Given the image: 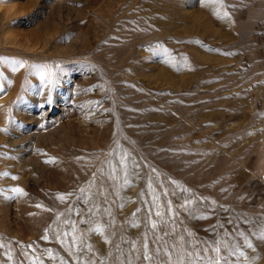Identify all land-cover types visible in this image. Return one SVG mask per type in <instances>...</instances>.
<instances>
[{"label":"rangeland","instance_id":"374dc122","mask_svg":"<svg viewBox=\"0 0 264 264\" xmlns=\"http://www.w3.org/2000/svg\"><path fill=\"white\" fill-rule=\"evenodd\" d=\"M262 235L264 0H0V264H264Z\"/></svg>","mask_w":264,"mask_h":264},{"label":"snow or ice","instance_id":"6c2138e0","mask_svg":"<svg viewBox=\"0 0 264 264\" xmlns=\"http://www.w3.org/2000/svg\"><path fill=\"white\" fill-rule=\"evenodd\" d=\"M23 66H24V65H23L22 63L19 65V67H23ZM12 70H13V71H17L18 68H17V67H14ZM41 79H44V76H41ZM14 191H16V192H22V189H15ZM81 191H83V190H81ZM59 198H60L61 200H64V199H66L67 197H66L64 194H61ZM169 203H170V202H169ZM186 203H188V202H186ZM184 206H185V205H181V207H184ZM138 211H139V209H138ZM149 213H151V209H149ZM134 215H135V214H134ZM155 215H156V216H161L162 214H161L160 212H156ZM149 223H150L151 228L155 229V228L157 227L156 223H155L154 221H151L150 219H149ZM135 226L138 227L139 225L137 224V225H135ZM95 231H97V232H101V233H102L103 229H102V228H97V229H95ZM43 238H44V239H48L47 236H45V237H43ZM261 238L264 239V235H262ZM144 247L146 248L147 245H144ZM173 247H175V246H173ZM249 247H251L250 244H249ZM156 251L159 252L160 249L158 248V249H156ZM205 251H207V249H205ZM213 251L216 252L217 254H219V253H220V247L218 246V247L214 248ZM165 254H166V256L168 257V259L165 260V261H163V264H172V261H171L172 253L166 251ZM241 254H242V253H241ZM188 255H189V257H191L192 254H191V253H188ZM197 256L199 257V254H198V253H197ZM144 258H145L146 260H149V261L152 260V257L149 256V255H147V254H145ZM199 258H200V259H204L203 257H199ZM224 259H225V264H226V258H224ZM176 264H183V260H182V259H181V260H178V261L176 262ZM191 264H195V262H191ZM208 264H221V258H208Z\"/></svg>","mask_w":264,"mask_h":264},{"label":"water","instance_id":"95a60500","mask_svg":"<svg viewBox=\"0 0 264 264\" xmlns=\"http://www.w3.org/2000/svg\"><path fill=\"white\" fill-rule=\"evenodd\" d=\"M138 223H137V220H132L131 222H130V224H129V226L130 227H134L135 225H137Z\"/></svg>","mask_w":264,"mask_h":264},{"label":"bare ground","instance_id":"6f19581e","mask_svg":"<svg viewBox=\"0 0 264 264\" xmlns=\"http://www.w3.org/2000/svg\"><path fill=\"white\" fill-rule=\"evenodd\" d=\"M162 73V72H161ZM164 75V74H163ZM160 77V76H159ZM162 79L165 78V77H161Z\"/></svg>","mask_w":264,"mask_h":264}]
</instances>
